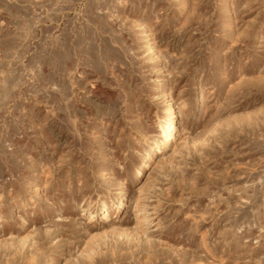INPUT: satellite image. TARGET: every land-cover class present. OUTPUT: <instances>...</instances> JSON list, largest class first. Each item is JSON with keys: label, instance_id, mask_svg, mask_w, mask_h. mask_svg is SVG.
Instances as JSON below:
<instances>
[{"label": "rangeland", "instance_id": "374dc122", "mask_svg": "<svg viewBox=\"0 0 264 264\" xmlns=\"http://www.w3.org/2000/svg\"><path fill=\"white\" fill-rule=\"evenodd\" d=\"M0 264H264V0H0Z\"/></svg>", "mask_w": 264, "mask_h": 264}, {"label": "bare ground", "instance_id": "6f19581e", "mask_svg": "<svg viewBox=\"0 0 264 264\" xmlns=\"http://www.w3.org/2000/svg\"><path fill=\"white\" fill-rule=\"evenodd\" d=\"M166 102H169V101L167 100ZM175 112L176 111H175L174 105L171 102H169L168 105L165 107V114L167 115V118L165 119L166 121H162L161 123L162 124L161 125V138L162 139L158 142V146L156 150L157 153L164 152L166 149L171 148L172 147L171 145H173L175 141L177 140V135L175 131L176 124H177L176 123L177 117H176ZM137 174H140L139 170L137 171Z\"/></svg>", "mask_w": 264, "mask_h": 264}]
</instances>
